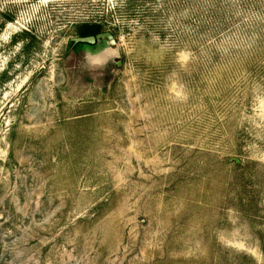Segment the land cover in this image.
Wrapping results in <instances>:
<instances>
[{
    "label": "rangeland",
    "instance_id": "rangeland-1",
    "mask_svg": "<svg viewBox=\"0 0 264 264\" xmlns=\"http://www.w3.org/2000/svg\"><path fill=\"white\" fill-rule=\"evenodd\" d=\"M0 264H264V0H0Z\"/></svg>",
    "mask_w": 264,
    "mask_h": 264
},
{
    "label": "water",
    "instance_id": "water-1",
    "mask_svg": "<svg viewBox=\"0 0 264 264\" xmlns=\"http://www.w3.org/2000/svg\"><path fill=\"white\" fill-rule=\"evenodd\" d=\"M70 41L83 44L87 50L88 59L96 62H103L106 59H112L113 57H116L117 54L116 47H109V45H114L115 42L113 36L108 31H101L94 35L72 37ZM99 44H104L105 48L96 53H90L92 52L91 48H94Z\"/></svg>",
    "mask_w": 264,
    "mask_h": 264
},
{
    "label": "trees",
    "instance_id": "trees-1",
    "mask_svg": "<svg viewBox=\"0 0 264 264\" xmlns=\"http://www.w3.org/2000/svg\"><path fill=\"white\" fill-rule=\"evenodd\" d=\"M76 31L78 36H88L103 31V27L99 22H85L78 25Z\"/></svg>",
    "mask_w": 264,
    "mask_h": 264
}]
</instances>
